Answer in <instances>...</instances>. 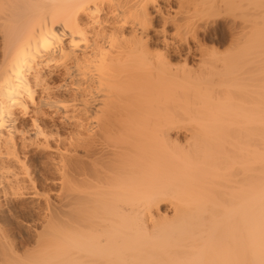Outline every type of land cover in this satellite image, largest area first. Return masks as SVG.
Here are the masks:
<instances>
[{"label":"bare ground","instance_id":"1","mask_svg":"<svg viewBox=\"0 0 264 264\" xmlns=\"http://www.w3.org/2000/svg\"><path fill=\"white\" fill-rule=\"evenodd\" d=\"M249 16L247 0H1L0 264H262L264 107L161 111L230 92L212 31L248 36Z\"/></svg>","mask_w":264,"mask_h":264},{"label":"rangeland","instance_id":"2","mask_svg":"<svg viewBox=\"0 0 264 264\" xmlns=\"http://www.w3.org/2000/svg\"><path fill=\"white\" fill-rule=\"evenodd\" d=\"M247 1L250 13L249 19L247 17V20H250V23L248 21L250 30L248 36L246 35L247 37L245 35V37L239 36L238 33L233 36L227 33L230 25L223 18V20L218 19L219 23L212 31L218 34L214 47L218 52L219 59L222 60L225 56L230 55L229 52L233 53L234 77L230 92L205 99L192 96L184 99L183 97H176L177 100L166 102L168 109L166 107V109L164 108L165 111L163 109H159V111L171 113L174 119L189 125V122L193 120H238L242 118L233 114L264 110L257 109V107H264V0ZM170 14H173L172 11ZM241 19L239 9L236 8L232 13L230 24H234L233 27L236 28L239 26ZM222 36H224L223 39ZM235 36L238 37L235 38ZM244 38H247L245 39L246 44H243L245 42L243 41ZM211 48L212 45L206 42L204 49L208 51ZM222 86L220 83V89ZM190 126H195V124L191 123ZM49 187L46 186L42 189L44 195L50 192Z\"/></svg>","mask_w":264,"mask_h":264},{"label":"snow or ice","instance_id":"3","mask_svg":"<svg viewBox=\"0 0 264 264\" xmlns=\"http://www.w3.org/2000/svg\"><path fill=\"white\" fill-rule=\"evenodd\" d=\"M262 264H264V261H262Z\"/></svg>","mask_w":264,"mask_h":264}]
</instances>
